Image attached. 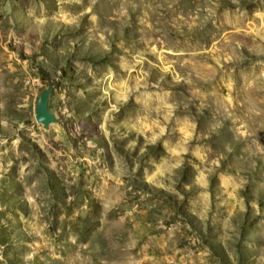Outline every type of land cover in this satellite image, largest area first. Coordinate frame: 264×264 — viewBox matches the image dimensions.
<instances>
[{
    "label": "rangeland",
    "instance_id": "374dc122",
    "mask_svg": "<svg viewBox=\"0 0 264 264\" xmlns=\"http://www.w3.org/2000/svg\"><path fill=\"white\" fill-rule=\"evenodd\" d=\"M0 264H264V0H0Z\"/></svg>",
    "mask_w": 264,
    "mask_h": 264
},
{
    "label": "water",
    "instance_id": "95a60500",
    "mask_svg": "<svg viewBox=\"0 0 264 264\" xmlns=\"http://www.w3.org/2000/svg\"><path fill=\"white\" fill-rule=\"evenodd\" d=\"M51 93L52 86H49L40 95L35 108V120L42 124L44 128H48L51 123L56 122L55 116L51 114L48 109L49 96Z\"/></svg>",
    "mask_w": 264,
    "mask_h": 264
}]
</instances>
